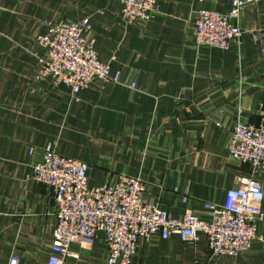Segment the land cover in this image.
<instances>
[{
	"label": "crops",
	"instance_id": "0c3cea01",
	"mask_svg": "<svg viewBox=\"0 0 264 264\" xmlns=\"http://www.w3.org/2000/svg\"><path fill=\"white\" fill-rule=\"evenodd\" d=\"M157 1L154 19L126 24L120 0H0V264L11 255L45 264L49 252L56 216L50 189L30 178V147L54 143L88 162L89 186L120 173L140 177L147 200L176 217L208 219L204 203L220 204L236 177L251 173L227 145L236 120L264 117V2L241 8L240 44L220 49L195 44V13L227 12L232 0ZM83 18L98 58L120 70L121 83L94 80L75 101L66 85L33 80L36 37L46 21ZM256 178L264 189V171ZM257 235L235 256H211L201 232L193 246L177 234L140 238L131 264H264V219ZM106 250L100 231L64 264H104Z\"/></svg>",
	"mask_w": 264,
	"mask_h": 264
},
{
	"label": "built area",
	"instance_id": "2783aa9c",
	"mask_svg": "<svg viewBox=\"0 0 264 264\" xmlns=\"http://www.w3.org/2000/svg\"><path fill=\"white\" fill-rule=\"evenodd\" d=\"M256 2L264 0H232L227 12L198 9L195 44L220 49H228L232 42L240 44V10ZM159 11L157 0H120V16L126 24L149 22ZM90 33L88 18L46 21L45 33L36 37L42 53L37 55L39 68L33 80L53 86L64 84L75 101L94 80L121 83L120 70L112 72L109 64L98 58L95 38ZM129 86L134 88L133 83ZM230 132L228 154L248 164L251 173L239 174L220 204L204 203L209 215L206 220L192 213L176 217L148 201L140 177L120 173L111 182L89 186L88 162L59 154L54 143L42 150L30 147L29 154L35 157L30 178L50 189L56 216L45 264L77 259L100 231L107 247L104 264H131L140 238L166 239L170 234L179 235L191 246L196 244L198 233L205 234L211 256H235L248 250L258 238V221L264 219V189L256 178L257 172L264 171V117L257 124L236 120ZM73 244L78 248L73 249ZM18 263L15 255L7 262Z\"/></svg>",
	"mask_w": 264,
	"mask_h": 264
}]
</instances>
